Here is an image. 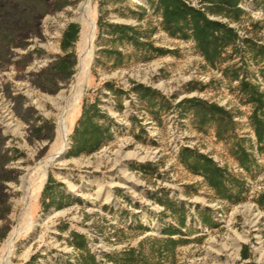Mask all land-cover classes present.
Returning a JSON list of instances; mask_svg holds the SVG:
<instances>
[{"label": "rangeland", "instance_id": "374dc122", "mask_svg": "<svg viewBox=\"0 0 264 264\" xmlns=\"http://www.w3.org/2000/svg\"><path fill=\"white\" fill-rule=\"evenodd\" d=\"M187 1L237 34L215 65L192 37L164 29L158 0H0V264H84L91 254L117 264L130 249L140 252L138 264H264V151L240 85L245 76L264 92L254 51L264 46V0H239L236 9ZM83 5L93 21L87 27ZM71 23L79 25L69 50L74 73L49 76L67 53L61 44ZM118 24L136 28L141 45L119 39L111 27ZM233 65L239 79L224 72ZM137 84L157 91V102L139 100ZM192 97L233 113L236 137L199 131L192 113L177 107ZM92 105L113 137L75 155ZM238 146L252 154L250 170L240 166ZM184 148L241 178L240 197L221 198L181 161Z\"/></svg>", "mask_w": 264, "mask_h": 264}, {"label": "trees", "instance_id": "16d2710c", "mask_svg": "<svg viewBox=\"0 0 264 264\" xmlns=\"http://www.w3.org/2000/svg\"><path fill=\"white\" fill-rule=\"evenodd\" d=\"M238 1L219 0L227 8L233 9L237 8ZM158 5L162 11V24L164 29L173 36L179 35L183 38L192 37L196 41L200 52L212 65H215L222 59L229 46L236 47L237 34L235 31L219 21L210 19L205 9L196 7L187 0H158ZM239 15L240 11L237 9V17ZM111 27L114 29V34L118 33L119 39H129L134 44L141 45L136 28L124 24L111 25ZM78 34L79 25L75 23L69 24L64 31L61 44L62 49L67 53L51 66L48 73L49 76L52 73L61 74L68 78L73 75L77 59L75 52L69 50L77 41ZM156 50L165 53V50L162 48H156ZM254 51L255 57H260L261 62L264 64V46L255 45ZM110 53H113L117 57H122L123 55V52L119 49H113ZM114 64L120 65L121 63L115 62ZM238 68L240 67H236L235 65L228 66L224 72L232 71L234 73V79H239L240 70ZM240 85L241 91L248 97V102L254 105L250 120L257 137L258 148L263 152L264 92L257 85L246 80L245 76L242 77ZM134 92L137 94L139 100H149L153 104L161 96L154 89L141 84H137L134 87ZM177 107L181 109V113L184 116L192 113L195 126L199 131H206L208 127H214L216 137L219 140L236 137L238 123L233 113L225 107L197 97L184 98L177 103ZM98 111L97 105H92L85 110V118L81 121L80 129L77 130V135L74 140L73 154L93 153L100 149L105 141L113 137L109 126H105L94 119ZM235 154L240 161V166L245 170H250L253 164L252 154L245 147L241 146H238ZM180 159L189 170L203 176L221 198L231 200L240 197L243 192L245 182L236 175L228 173L225 168L220 167L208 155L190 148H184L180 154ZM231 183H236L238 187V191L235 194L231 193ZM182 224H185V220L182 221ZM167 234L173 236L177 234V231L169 229L167 230ZM74 236L80 240L77 243L79 248L86 246L84 238L81 235L75 234ZM140 255V252L138 253L135 249H130L122 261H117V264H138L141 261ZM84 264L99 263L91 254L87 256Z\"/></svg>", "mask_w": 264, "mask_h": 264}, {"label": "bare ground", "instance_id": "6f19581e", "mask_svg": "<svg viewBox=\"0 0 264 264\" xmlns=\"http://www.w3.org/2000/svg\"><path fill=\"white\" fill-rule=\"evenodd\" d=\"M81 12H82V14H83V16H82V20H85L88 24L85 26V27H87L89 24H93V21L91 20V18L90 17H88L87 15H86V6L85 5H83L82 7H81ZM85 66H86V59L83 57L82 59H81V63H80V73H82L83 72V70L85 69ZM64 131V130H63ZM67 132V131H66ZM66 134V133H65ZM64 134V135H65Z\"/></svg>", "mask_w": 264, "mask_h": 264}]
</instances>
